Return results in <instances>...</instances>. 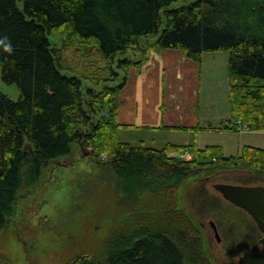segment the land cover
<instances>
[{
	"label": "trees",
	"instance_id": "16d2710c",
	"mask_svg": "<svg viewBox=\"0 0 264 264\" xmlns=\"http://www.w3.org/2000/svg\"><path fill=\"white\" fill-rule=\"evenodd\" d=\"M177 1L0 0V38L13 49L0 45V73L18 93L13 100L0 91V229L19 188L37 184L79 141L91 154L109 157L96 166L115 175L109 182L128 216L97 248L81 246L63 264H215L203 246V224L179 207L178 189L188 177L218 170L264 181V147L244 144L226 155L216 144H131L119 138L127 126L116 120L119 94L147 49H180L197 63L204 52L227 51L229 116L216 128L264 132V0L171 7ZM53 33L62 35L59 47ZM83 44L102 60L97 72L83 76L92 83L85 96L82 80L61 72L65 50ZM100 82L103 89L96 90ZM145 195L153 196L151 205L143 204Z\"/></svg>",
	"mask_w": 264,
	"mask_h": 264
},
{
	"label": "rangeland",
	"instance_id": "374dc122",
	"mask_svg": "<svg viewBox=\"0 0 264 264\" xmlns=\"http://www.w3.org/2000/svg\"><path fill=\"white\" fill-rule=\"evenodd\" d=\"M190 1L192 0H179L172 3L171 7L187 4ZM50 39L54 47H59L62 35L53 33ZM145 46H148L147 43ZM151 51L158 50L147 49L145 52L147 59ZM211 53H217L218 56L228 55L227 51ZM64 54L67 62L61 72L78 76L82 80L81 90L85 96L87 86H91L92 83L83 76L97 72L102 60L88 44L67 48ZM221 59L222 57H219L220 61ZM218 65V63H204L200 77L191 75L189 83H184L187 88V91L183 90L184 94L187 92L186 100L190 102L191 94L194 96L199 93L200 103L205 104V109L199 112L206 115L208 120L201 121L203 128H200L199 132L184 128L161 130L159 127H154L159 125L153 124H150L152 127H142L141 121L135 119L131 122V126L120 127L119 138L134 145L142 144L158 148L168 142L194 143L200 147L216 144L222 146L226 155H236L244 144L262 146L263 140L256 131L242 129L244 130H240L242 132H229L216 128L223 121L219 118L220 115H225L226 110L229 109L227 63L225 72L227 82L213 81V77L207 75L208 70L214 67L216 68L214 73L220 74L223 67ZM113 67L116 69L115 63ZM175 67L177 70L178 67ZM132 68L138 70V67L131 66L129 71ZM170 71L175 77L177 76V71L169 66L166 70V74L169 75L168 80L171 79ZM122 76L121 72L119 81ZM178 79L182 80L179 76ZM180 85L183 86V81ZM198 85L200 92L197 91ZM101 89H103L102 82L96 90ZM0 91L13 100L18 97L16 85L4 82L1 73ZM121 92L122 90L119 94L120 98ZM149 110L153 114L151 117L156 118L157 113L150 108ZM194 110L197 112L196 109ZM104 113L108 114L107 111ZM210 123L213 126H208ZM24 147L28 150L32 149L29 143ZM91 152V148L84 147L82 143L76 141L72 144L69 155L55 160L44 169L42 178L37 184L22 185L19 188L13 213L7 218L6 225L0 229V264H63L65 259L81 246L97 248L103 239L117 229L119 218L128 216L119 207V196L114 183H110L115 179V175L111 173V179L96 166L97 160L105 161L109 157L105 153L96 156ZM205 175L198 174L182 181L178 189L179 207L189 212L196 222L203 224V246L212 262L238 264L237 259L242 249L257 251L261 248L264 234L246 211L230 204L213 187V184L261 182L264 185V181L257 179L253 174L234 170L229 172L218 170L206 177L207 179ZM142 200L143 204L151 205L154 198L145 195ZM211 220L218 226L219 240L213 234Z\"/></svg>",
	"mask_w": 264,
	"mask_h": 264
},
{
	"label": "crops",
	"instance_id": "0c3cea01",
	"mask_svg": "<svg viewBox=\"0 0 264 264\" xmlns=\"http://www.w3.org/2000/svg\"><path fill=\"white\" fill-rule=\"evenodd\" d=\"M216 54L204 52L201 61L197 63L187 58L180 49L166 48L151 51L147 61L140 67L141 69L135 70L132 68L129 71L126 84L121 92L117 121L120 124L127 123L125 125L131 126V122L136 119L141 121L142 127H152L150 124H153L159 125L154 127H159L161 130L177 127L199 132L198 130L203 128L201 121L208 120L206 115L199 112L205 109V104L200 103L199 93L194 96L191 94L190 102L186 100L187 92L184 94L183 90L186 89L187 91V88L184 83H189L191 75L200 77L204 63H218V67H223L220 74L214 73L215 67L208 70V74L205 71V74L208 77H213V81L227 82L225 72L228 55L218 56ZM219 57H222L221 61ZM169 66L177 71V76L175 77V74L170 71L171 79L168 80L169 75L166 74V70L169 69ZM175 66L178 67L177 70ZM178 76L182 80L178 79ZM181 81H183V86L180 85ZM217 85L219 86V83ZM199 87L200 85H198L197 91L200 92ZM211 103H213V100ZM149 108L157 113L156 118L151 117L153 114H151ZM228 116L229 109L226 110L225 115H220L219 118L224 120ZM208 126L213 125L210 123ZM245 131L250 130L245 129ZM256 134L261 136V140H263L261 147H264V132H257Z\"/></svg>",
	"mask_w": 264,
	"mask_h": 264
},
{
	"label": "water",
	"instance_id": "95a60500",
	"mask_svg": "<svg viewBox=\"0 0 264 264\" xmlns=\"http://www.w3.org/2000/svg\"><path fill=\"white\" fill-rule=\"evenodd\" d=\"M213 187L228 202L246 211L255 221L258 229L264 234V185L216 182ZM210 225L219 240L216 224L213 220L210 221ZM237 263L264 264V239L261 240V248L257 251L242 249Z\"/></svg>",
	"mask_w": 264,
	"mask_h": 264
},
{
	"label": "clouds",
	"instance_id": "9594fccd",
	"mask_svg": "<svg viewBox=\"0 0 264 264\" xmlns=\"http://www.w3.org/2000/svg\"><path fill=\"white\" fill-rule=\"evenodd\" d=\"M6 40L7 37L0 38V45H3L5 51L11 52L13 50L12 45L11 43H5Z\"/></svg>",
	"mask_w": 264,
	"mask_h": 264
},
{
	"label": "flooded vegetation",
	"instance_id": "af4514ba",
	"mask_svg": "<svg viewBox=\"0 0 264 264\" xmlns=\"http://www.w3.org/2000/svg\"><path fill=\"white\" fill-rule=\"evenodd\" d=\"M216 229H217V232H218V226H217V224H216ZM212 230H213V234H214V229L212 228ZM218 234H219V232H218Z\"/></svg>",
	"mask_w": 264,
	"mask_h": 264
}]
</instances>
